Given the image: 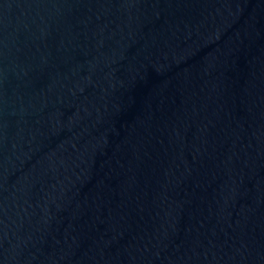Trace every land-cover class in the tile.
Wrapping results in <instances>:
<instances>
[{
	"label": "water",
	"instance_id": "obj_1",
	"mask_svg": "<svg viewBox=\"0 0 264 264\" xmlns=\"http://www.w3.org/2000/svg\"><path fill=\"white\" fill-rule=\"evenodd\" d=\"M0 264H264V0H0Z\"/></svg>",
	"mask_w": 264,
	"mask_h": 264
}]
</instances>
